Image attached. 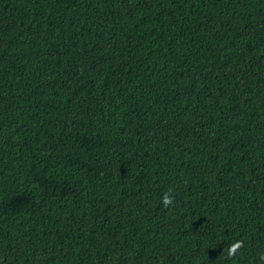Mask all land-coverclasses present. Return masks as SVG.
I'll list each match as a JSON object with an SVG mask.
<instances>
[{
    "label": "trees",
    "instance_id": "16d2710c",
    "mask_svg": "<svg viewBox=\"0 0 264 264\" xmlns=\"http://www.w3.org/2000/svg\"><path fill=\"white\" fill-rule=\"evenodd\" d=\"M0 264H264V0H0Z\"/></svg>",
    "mask_w": 264,
    "mask_h": 264
},
{
    "label": "clouds",
    "instance_id": "9594fccd",
    "mask_svg": "<svg viewBox=\"0 0 264 264\" xmlns=\"http://www.w3.org/2000/svg\"><path fill=\"white\" fill-rule=\"evenodd\" d=\"M162 203L164 204L165 207H167L169 204L172 203V198L168 196L167 194H165V196L163 197ZM242 246L243 244L241 241H237L233 243L228 249V255L232 256Z\"/></svg>",
    "mask_w": 264,
    "mask_h": 264
}]
</instances>
